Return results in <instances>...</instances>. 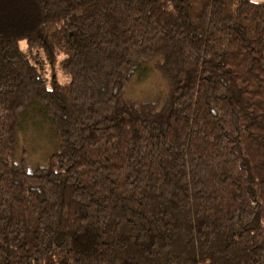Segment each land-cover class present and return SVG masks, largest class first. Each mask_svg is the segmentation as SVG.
Wrapping results in <instances>:
<instances>
[{
	"label": "trees",
	"instance_id": "1",
	"mask_svg": "<svg viewBox=\"0 0 264 264\" xmlns=\"http://www.w3.org/2000/svg\"><path fill=\"white\" fill-rule=\"evenodd\" d=\"M0 264H264V0H0Z\"/></svg>",
	"mask_w": 264,
	"mask_h": 264
},
{
	"label": "rangeland",
	"instance_id": "2",
	"mask_svg": "<svg viewBox=\"0 0 264 264\" xmlns=\"http://www.w3.org/2000/svg\"><path fill=\"white\" fill-rule=\"evenodd\" d=\"M21 45L23 47V42H21ZM57 78L60 81H64L67 79V76L57 72ZM164 91L165 84L157 73L149 74L143 80L134 79L127 90L129 96L137 99H152ZM37 111H28V115H25L26 118L20 130L19 150H25L29 170L46 164L47 157L53 151L56 144L52 128L44 117L39 114L40 112L38 111V113Z\"/></svg>",
	"mask_w": 264,
	"mask_h": 264
}]
</instances>
